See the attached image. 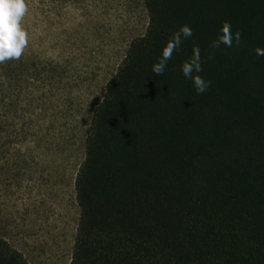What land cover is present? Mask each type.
I'll use <instances>...</instances> for the list:
<instances>
[{"label": "trees", "instance_id": "16d2710c", "mask_svg": "<svg viewBox=\"0 0 264 264\" xmlns=\"http://www.w3.org/2000/svg\"><path fill=\"white\" fill-rule=\"evenodd\" d=\"M143 3L146 33L84 134L71 264H264V0ZM194 49L203 94L181 71ZM7 61L0 136L15 132L23 67ZM0 264L29 263L0 238Z\"/></svg>", "mask_w": 264, "mask_h": 264}, {"label": "rangeland", "instance_id": "374dc122", "mask_svg": "<svg viewBox=\"0 0 264 264\" xmlns=\"http://www.w3.org/2000/svg\"><path fill=\"white\" fill-rule=\"evenodd\" d=\"M25 3L27 46L7 61L23 67L7 116L15 132L0 136V238L29 264H71L84 134L148 13L143 0Z\"/></svg>", "mask_w": 264, "mask_h": 264}, {"label": "clouds", "instance_id": "9594fccd", "mask_svg": "<svg viewBox=\"0 0 264 264\" xmlns=\"http://www.w3.org/2000/svg\"><path fill=\"white\" fill-rule=\"evenodd\" d=\"M27 11L25 0H0V63L6 60L19 59L23 50L27 46V35L21 27V20ZM230 27V25H226ZM181 31L185 36H191L192 32L188 26H183ZM236 41L239 42L240 33H236ZM198 49L192 61L186 62L181 71L186 78L192 79L197 94H203L207 88L202 77L193 76V71H201L198 63ZM171 59L170 55H165L160 62L152 67V71L157 75L163 74L167 60Z\"/></svg>", "mask_w": 264, "mask_h": 264}, {"label": "snow or ice", "instance_id": "6c2138e0", "mask_svg": "<svg viewBox=\"0 0 264 264\" xmlns=\"http://www.w3.org/2000/svg\"><path fill=\"white\" fill-rule=\"evenodd\" d=\"M225 31H227V29H225Z\"/></svg>", "mask_w": 264, "mask_h": 264}]
</instances>
